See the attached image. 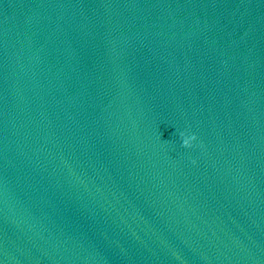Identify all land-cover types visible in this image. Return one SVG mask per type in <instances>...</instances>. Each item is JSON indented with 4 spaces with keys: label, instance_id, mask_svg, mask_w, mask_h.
Returning a JSON list of instances; mask_svg holds the SVG:
<instances>
[{
    "label": "water",
    "instance_id": "obj_1",
    "mask_svg": "<svg viewBox=\"0 0 264 264\" xmlns=\"http://www.w3.org/2000/svg\"><path fill=\"white\" fill-rule=\"evenodd\" d=\"M0 264H264V0H0Z\"/></svg>",
    "mask_w": 264,
    "mask_h": 264
}]
</instances>
